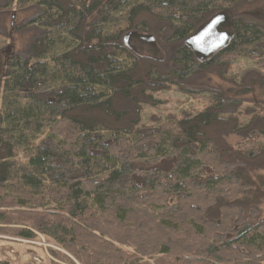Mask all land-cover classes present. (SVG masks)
I'll return each mask as SVG.
<instances>
[{"label": "trees", "instance_id": "1", "mask_svg": "<svg viewBox=\"0 0 264 264\" xmlns=\"http://www.w3.org/2000/svg\"><path fill=\"white\" fill-rule=\"evenodd\" d=\"M236 3L16 0L18 10H40L30 24L41 35L29 57L10 55L0 75V234L44 235L67 264H264V129L253 127L264 128V117L243 126L242 111H221L223 95L210 91L203 111L144 134L138 109L119 106L155 105L151 93L238 58L264 69V26L240 17L210 59L198 62L183 45L210 14ZM154 22L177 44L173 70L124 43ZM243 132L244 141L226 142Z\"/></svg>", "mask_w": 264, "mask_h": 264}, {"label": "rangeland", "instance_id": "2", "mask_svg": "<svg viewBox=\"0 0 264 264\" xmlns=\"http://www.w3.org/2000/svg\"><path fill=\"white\" fill-rule=\"evenodd\" d=\"M4 2L5 0H0V6ZM15 2L16 0L9 10L0 12V75L5 71L6 59L3 51L6 47H9V55L16 54L21 58H27L30 56V43L35 37L41 35V30L37 29L34 24H30L41 13L40 10L37 8L18 10ZM230 16L240 17L245 21L264 26V0H237ZM25 25L27 26L24 27ZM160 26L154 22L150 33H141L151 35L154 38L153 44L140 43L135 37L128 38L127 44L134 51L161 61L164 70H173L177 67L176 53L173 50L177 44L167 43L170 32L168 30L159 31ZM54 39V43L59 44L64 37L57 35ZM65 39V43H69L68 38ZM257 53L264 57V47L260 48ZM182 89L194 91L197 95H190ZM210 91H217L223 95L226 103L221 111H242L243 126L247 125L256 113L264 117V69L257 66L256 59L248 58H238L230 66H211L189 79L178 82L177 86L151 93L152 97L158 100L155 105L144 103L137 105L124 100L119 103V106L129 115H134L135 110L138 109V128L147 134L160 123L174 118L193 116L203 111L209 105L206 98ZM253 127L258 130L264 129L260 121L255 122ZM46 134L47 131L40 133L36 141L41 140ZM246 134V132L230 134L226 136V142L229 145H235L244 141ZM258 141L264 143V134L260 135ZM21 155L20 152L18 157ZM169 168L170 162L163 161L161 169L168 170ZM259 172L264 175V169ZM261 208L264 216V199ZM51 251L57 254L53 255ZM65 255L68 254L54 241L38 233L37 238L32 241L0 234V258L7 259L14 264H67L64 260Z\"/></svg>", "mask_w": 264, "mask_h": 264}, {"label": "water", "instance_id": "3", "mask_svg": "<svg viewBox=\"0 0 264 264\" xmlns=\"http://www.w3.org/2000/svg\"><path fill=\"white\" fill-rule=\"evenodd\" d=\"M232 20L230 12H215L208 16L206 21L199 25L196 30L183 41L198 61L210 59L219 51L225 49L232 38ZM130 37H135L140 42L153 44L154 38L151 35H143L136 32L127 34L124 43ZM156 51V50H155Z\"/></svg>", "mask_w": 264, "mask_h": 264}, {"label": "flooded vegetation", "instance_id": "4", "mask_svg": "<svg viewBox=\"0 0 264 264\" xmlns=\"http://www.w3.org/2000/svg\"><path fill=\"white\" fill-rule=\"evenodd\" d=\"M13 27V26H12ZM140 43H146V42H140ZM3 54L5 55L4 57H5V64H6V61H7V59H8V57L10 56L9 55V47H6V49L3 51Z\"/></svg>", "mask_w": 264, "mask_h": 264}, {"label": "crops", "instance_id": "5", "mask_svg": "<svg viewBox=\"0 0 264 264\" xmlns=\"http://www.w3.org/2000/svg\"><path fill=\"white\" fill-rule=\"evenodd\" d=\"M1 15V14H0ZM3 16V15H2Z\"/></svg>", "mask_w": 264, "mask_h": 264}]
</instances>
